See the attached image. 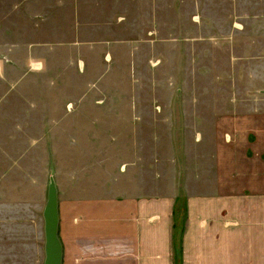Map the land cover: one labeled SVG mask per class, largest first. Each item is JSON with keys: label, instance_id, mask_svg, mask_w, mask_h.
Listing matches in <instances>:
<instances>
[{"label": "rangeland", "instance_id": "obj_1", "mask_svg": "<svg viewBox=\"0 0 264 264\" xmlns=\"http://www.w3.org/2000/svg\"><path fill=\"white\" fill-rule=\"evenodd\" d=\"M75 38L110 39V63L85 49L82 65L41 63L42 42ZM251 112L264 114V0H0V264H43L50 177L64 204L120 181L182 192L214 122Z\"/></svg>", "mask_w": 264, "mask_h": 264}, {"label": "crops", "instance_id": "obj_2", "mask_svg": "<svg viewBox=\"0 0 264 264\" xmlns=\"http://www.w3.org/2000/svg\"><path fill=\"white\" fill-rule=\"evenodd\" d=\"M75 16L79 20L81 13ZM111 18L115 26L125 15ZM108 41L87 45L89 41L77 38L48 40L41 44L40 60L59 67L66 57L77 56L82 65L85 49L88 56L110 63L113 45ZM31 46L26 48L28 56L36 58L39 47ZM213 128L212 149L192 160L182 192L173 180L165 188L157 186V196L148 197L138 185L120 181L112 185L111 195L105 194L109 185H100L102 194L80 195L66 204L59 200L62 264H173V209L179 195L186 207L181 264H264V114L226 115ZM117 192L125 194L115 196Z\"/></svg>", "mask_w": 264, "mask_h": 264}, {"label": "water", "instance_id": "obj_3", "mask_svg": "<svg viewBox=\"0 0 264 264\" xmlns=\"http://www.w3.org/2000/svg\"><path fill=\"white\" fill-rule=\"evenodd\" d=\"M42 217L44 235L43 264H62V245L58 236V196L53 177H50L47 186Z\"/></svg>", "mask_w": 264, "mask_h": 264}, {"label": "trees", "instance_id": "obj_4", "mask_svg": "<svg viewBox=\"0 0 264 264\" xmlns=\"http://www.w3.org/2000/svg\"><path fill=\"white\" fill-rule=\"evenodd\" d=\"M185 202L181 196L177 198L176 205L173 209V250H174V263L181 264V237L183 233V223L185 219Z\"/></svg>", "mask_w": 264, "mask_h": 264}]
</instances>
